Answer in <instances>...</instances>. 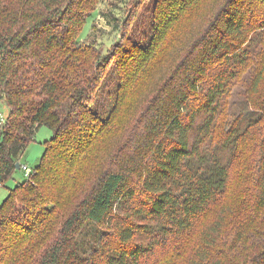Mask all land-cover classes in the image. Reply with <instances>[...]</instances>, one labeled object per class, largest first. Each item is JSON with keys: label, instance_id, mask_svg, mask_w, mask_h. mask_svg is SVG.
<instances>
[{"label": "trees", "instance_id": "obj_1", "mask_svg": "<svg viewBox=\"0 0 264 264\" xmlns=\"http://www.w3.org/2000/svg\"><path fill=\"white\" fill-rule=\"evenodd\" d=\"M104 1L0 0V103L8 107L0 187L39 127L54 131L36 168L0 202V264H173L157 255L226 196L250 148L258 158L240 191L252 195L250 210L243 217L221 203L183 262L231 264L224 248L235 249L264 213V59L254 107L224 137L214 129L264 28V0H149L106 55L90 39L94 29L79 40ZM200 5L208 10L191 27ZM173 50L179 61L165 75ZM88 165H96L91 178ZM51 204L69 209L47 242ZM250 264H264V250Z\"/></svg>", "mask_w": 264, "mask_h": 264}, {"label": "rangeland", "instance_id": "obj_2", "mask_svg": "<svg viewBox=\"0 0 264 264\" xmlns=\"http://www.w3.org/2000/svg\"><path fill=\"white\" fill-rule=\"evenodd\" d=\"M116 0H105L102 2L96 10L86 19L85 26L79 34L80 42H85L89 39L91 31L94 29L93 35L90 39H95L99 49L106 54L109 53L110 49L117 43L122 41L126 33L131 31L133 24L136 22L137 17L141 16L145 6L149 0H125L123 4L120 0L116 1V4L110 2ZM256 4L251 5V9L256 8ZM207 7L200 5L194 15L190 18L191 27L194 25L198 26L200 23L199 16L207 11ZM136 16L132 19V13ZM184 31L181 32L183 35ZM185 37V35H183ZM255 43L251 47L250 59L242 68L239 77L233 83L231 91L228 94L226 103L223 111L219 114L215 129V139L222 138L226 135L231 125H233L238 117L248 108L254 107L253 99L255 94L253 93L252 83L255 75L263 64L264 59V28L259 31L257 37L255 36ZM89 39V40H90ZM183 45L173 46V48H180ZM180 51L173 50V54L167 60V68L163 74H168L174 68L179 61ZM166 61V60H165ZM159 63V62H157ZM159 65L152 64L151 76L155 75V72L159 71ZM109 67H111L109 65ZM108 67V68H109ZM261 96L264 97V80L262 83ZM133 109L127 112V116H130ZM8 113V107L5 102L0 103V125L1 117H6ZM54 131L47 125L39 127L36 133V138L32 141L22 155L19 157V163L27 164L31 169H35L41 161V158L46 149V142L53 137ZM240 157L236 159L232 169V176L230 181L229 190L225 197L221 198L220 201L213 205L209 211H207L201 221L197 224L194 231L189 232L182 237L174 239V241L159 252L157 257L160 259L164 255L173 256V264H183L184 260L194 251L200 237V232L205 224L210 221L215 213L217 212L220 204L224 201L231 205L232 211L239 209L242 216L251 208V196H247L245 200L244 194L240 193L241 189L245 188V178L249 174V166L251 168L255 165L253 160L258 158V154H255L250 148H246L240 152ZM96 170V165H88L85 168L87 175L91 178ZM27 179L25 170L21 167L16 168L13 176L5 183L4 186L0 187V202H3L11 188H13L19 182H23ZM249 195V194H248ZM242 198V202L239 199ZM49 208L53 211L52 221V232L47 238V242L60 230V225L66 216L69 209L65 204L62 209H57L55 205L51 204ZM234 217V216H233ZM233 219L229 221L227 230L224 235L226 241H230L232 238L231 228ZM257 223L252 227L251 231L247 236L240 242L235 249L224 248L226 252L224 255H229L231 264H250L251 254L262 252L264 250V213L259 215L256 221ZM38 249L39 246H38Z\"/></svg>", "mask_w": 264, "mask_h": 264}, {"label": "built area", "instance_id": "obj_3", "mask_svg": "<svg viewBox=\"0 0 264 264\" xmlns=\"http://www.w3.org/2000/svg\"><path fill=\"white\" fill-rule=\"evenodd\" d=\"M1 119H4L3 115H2V117H1ZM21 168H22L23 170H25V174H26L27 176H29L30 173L32 172L31 167H29L27 164H22Z\"/></svg>", "mask_w": 264, "mask_h": 264}, {"label": "water", "instance_id": "obj_4", "mask_svg": "<svg viewBox=\"0 0 264 264\" xmlns=\"http://www.w3.org/2000/svg\"><path fill=\"white\" fill-rule=\"evenodd\" d=\"M16 167L17 168H20L21 167L19 162L16 163Z\"/></svg>", "mask_w": 264, "mask_h": 264}]
</instances>
